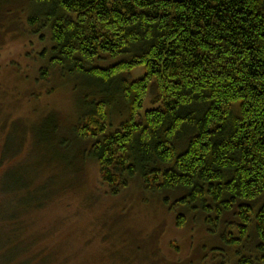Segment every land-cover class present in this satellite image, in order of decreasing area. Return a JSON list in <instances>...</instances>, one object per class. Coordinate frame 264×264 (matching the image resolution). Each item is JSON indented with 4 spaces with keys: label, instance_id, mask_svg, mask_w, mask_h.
Masks as SVG:
<instances>
[{
    "label": "trees",
    "instance_id": "obj_1",
    "mask_svg": "<svg viewBox=\"0 0 264 264\" xmlns=\"http://www.w3.org/2000/svg\"><path fill=\"white\" fill-rule=\"evenodd\" d=\"M29 4V29L51 45L40 79L54 71L84 91L73 134L93 141L110 195L138 179L239 249L238 264H264V0Z\"/></svg>",
    "mask_w": 264,
    "mask_h": 264
},
{
    "label": "rangeland",
    "instance_id": "obj_2",
    "mask_svg": "<svg viewBox=\"0 0 264 264\" xmlns=\"http://www.w3.org/2000/svg\"><path fill=\"white\" fill-rule=\"evenodd\" d=\"M31 12L29 0H0V264H238L240 250L173 196L145 194L138 179L110 195L87 159L93 141L73 134L84 91L54 71L40 79L51 45L29 29ZM151 108L149 92L141 113Z\"/></svg>",
    "mask_w": 264,
    "mask_h": 264
}]
</instances>
